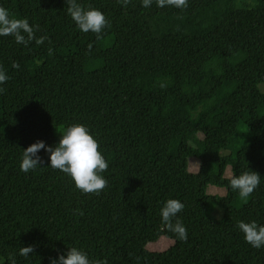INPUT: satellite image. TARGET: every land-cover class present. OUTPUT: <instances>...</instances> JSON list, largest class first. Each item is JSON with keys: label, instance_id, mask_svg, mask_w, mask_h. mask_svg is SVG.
<instances>
[{"label": "trees", "instance_id": "1", "mask_svg": "<svg viewBox=\"0 0 264 264\" xmlns=\"http://www.w3.org/2000/svg\"><path fill=\"white\" fill-rule=\"evenodd\" d=\"M77 2L105 15L100 39L76 29L65 0H0L45 37L27 47L0 37L9 76L0 85V264H49L68 247L104 264H264V248L236 227L264 225V0ZM163 19L172 23L148 28ZM76 123L108 163L98 195L46 168L43 150L45 168L19 170L22 150L55 146ZM228 168L261 177L246 202L228 187ZM167 199L184 204L186 241L161 223ZM162 238L167 250L148 249Z\"/></svg>", "mask_w": 264, "mask_h": 264}, {"label": "clouds", "instance_id": "2", "mask_svg": "<svg viewBox=\"0 0 264 264\" xmlns=\"http://www.w3.org/2000/svg\"><path fill=\"white\" fill-rule=\"evenodd\" d=\"M126 5L128 0H122ZM153 0H141V6L149 8ZM157 7L174 6L182 8L186 6V0H155ZM67 15L81 33H93L97 39L101 38L103 30L108 26L105 15L95 8H84L77 0H65ZM36 26H31L26 19H12L9 12L0 7V37L12 36L18 45L27 47L35 40L36 44H42L45 37L35 38ZM13 67L17 65L13 64ZM9 76L3 68H0V85L6 84ZM4 91L0 87V93ZM59 141L55 146H48L44 141H37L22 150L19 170L28 174L34 172L44 164L39 153L41 150L47 155L46 168L63 173L73 182L74 188L81 194H99L107 186L104 173L108 163L102 153L98 151L99 144L83 124H71L63 129L59 135ZM260 176L250 170L233 175L228 187L236 193L241 201H247L260 184ZM184 209V204L176 199H167L160 208L161 223L170 231L177 240L186 241L188 233L178 218V214ZM175 220V223H173ZM242 233L243 240L251 248L260 250L264 248V225L255 221L245 223L240 221L236 225ZM33 252L32 247H22L19 255L27 258ZM12 264L15 259L10 257ZM49 264H104V261L90 260L88 254L77 247H68L66 253L57 254L49 259Z\"/></svg>", "mask_w": 264, "mask_h": 264}, {"label": "rangeland", "instance_id": "3", "mask_svg": "<svg viewBox=\"0 0 264 264\" xmlns=\"http://www.w3.org/2000/svg\"><path fill=\"white\" fill-rule=\"evenodd\" d=\"M171 23H172L171 19H163L160 23H154V24L149 25L148 28L149 29H157V28H161V27H166V26L170 25ZM56 43L61 45V46H64L63 41L58 40ZM200 166H201V163H200L199 160L192 159L191 162H190V171H191V173H198L199 169H200ZM225 176L227 178H231L232 177L231 168H228L226 170ZM184 184L187 187L190 186V182L189 181H185ZM215 189L216 188H211L210 192L211 193L212 192L215 193L214 192ZM171 244H172V241H170V240H168L166 238H162L157 243L149 244L148 245V249L150 251H153V252H163V251L167 250L170 247ZM168 264H173V263L170 260H168Z\"/></svg>", "mask_w": 264, "mask_h": 264}]
</instances>
